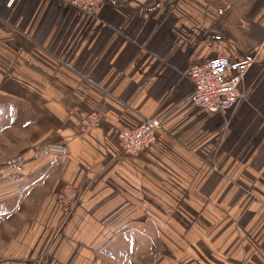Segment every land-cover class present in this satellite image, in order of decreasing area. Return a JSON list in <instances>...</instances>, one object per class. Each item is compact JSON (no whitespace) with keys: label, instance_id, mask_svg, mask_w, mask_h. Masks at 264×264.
I'll return each mask as SVG.
<instances>
[{"label":"crops","instance_id":"obj_1","mask_svg":"<svg viewBox=\"0 0 264 264\" xmlns=\"http://www.w3.org/2000/svg\"><path fill=\"white\" fill-rule=\"evenodd\" d=\"M8 1L0 264H264V0H104L90 16ZM218 56L256 59L229 122L188 102V67ZM148 118L156 143L123 155L116 132ZM67 186L83 196L69 217Z\"/></svg>","mask_w":264,"mask_h":264},{"label":"built area","instance_id":"obj_2","mask_svg":"<svg viewBox=\"0 0 264 264\" xmlns=\"http://www.w3.org/2000/svg\"><path fill=\"white\" fill-rule=\"evenodd\" d=\"M13 0L8 1V5ZM79 12L88 16L94 15L102 6L104 0H61ZM255 58L233 60L226 56L191 64L186 76L193 87L188 102L195 109L209 114L220 116L229 122L230 115L237 110L243 96L239 85L249 69L254 65ZM102 121L98 112H92L81 123V132L89 133ZM162 128L157 118H148L132 128H122L116 132L120 152L125 156L136 157L151 148L156 143L158 131ZM45 152L56 158L68 155L65 146L50 145ZM76 191L70 186L61 189L57 195V205L69 211L70 216L76 209ZM41 262H38V264Z\"/></svg>","mask_w":264,"mask_h":264},{"label":"rangeland","instance_id":"obj_3","mask_svg":"<svg viewBox=\"0 0 264 264\" xmlns=\"http://www.w3.org/2000/svg\"><path fill=\"white\" fill-rule=\"evenodd\" d=\"M255 62H256V60H255ZM102 122V121H101ZM39 146H41V145H39ZM61 146H64V145H61ZM47 147V146H46ZM66 147V146H65ZM67 148V147H66ZM40 150H42L43 151V148H41ZM68 150V149H67ZM68 156V155H67ZM66 156V157H67ZM65 158V157H64ZM1 160H4L3 159V157H2V155L0 154V161ZM71 188H73L72 186H71ZM74 189V188H73ZM75 190V189H74ZM76 191V190H75ZM59 192H61V190L59 191ZM58 192V193H59ZM58 193H57V195H58ZM76 198H77V203H76V200H75V204H76V209L78 208V206L80 205V202H81V200H82V197H81V195L80 194H78V192L76 191ZM58 208H59V206H58ZM61 209V208H60ZM75 209V210H76ZM61 210H63V209H61ZM74 210V211H75ZM63 211H65V213L68 215V213H69V211H67V210H63ZM68 212V213H67ZM74 213V212H73ZM66 215V217H69V216H67ZM38 262H41V263H39V264H48V263H46L45 261H44V258H43V255H41L40 257H38L37 259H35V260H33V261H30V263H28V264H38ZM122 264H130V263H122Z\"/></svg>","mask_w":264,"mask_h":264}]
</instances>
